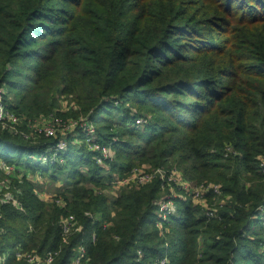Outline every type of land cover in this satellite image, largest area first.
I'll return each mask as SVG.
<instances>
[{"label":"trees","instance_id":"1","mask_svg":"<svg viewBox=\"0 0 264 264\" xmlns=\"http://www.w3.org/2000/svg\"><path fill=\"white\" fill-rule=\"evenodd\" d=\"M74 95L81 110L55 116L88 119L116 160L105 175L79 135L44 163L56 139L32 144L0 122L6 164L66 166L69 179L62 206L23 182V210L1 207L5 264H27L18 245L58 252L56 264H71L80 246L89 264H264V0H0V105L26 117L18 131ZM134 109L152 122L136 126ZM230 145L237 155H226ZM143 164L219 183L232 200L209 216L175 199L163 220L159 178L103 195L114 173ZM68 215L83 229L65 244L59 223Z\"/></svg>","mask_w":264,"mask_h":264},{"label":"rangeland","instance_id":"2","mask_svg":"<svg viewBox=\"0 0 264 264\" xmlns=\"http://www.w3.org/2000/svg\"><path fill=\"white\" fill-rule=\"evenodd\" d=\"M71 107H74L76 110L77 108L81 110L79 107H77L75 95L59 97L58 108L54 110L52 114L41 115L35 120H33L31 123H28L29 128L27 132H30L32 130L35 131V134H33L30 138L36 141L37 143L42 140L43 141L46 140L44 136L39 137V135L41 134L37 133L36 130L40 129V127L43 128L44 126L48 125L50 121L53 119L51 118V116H55V115L58 116L59 113L67 115L71 113V111L73 112L74 109ZM65 115L62 116V120L63 121L69 120L67 118H63ZM133 116L135 119V124H136V120L139 118H142L143 121H145V123L142 122V125L140 126L136 124V126H139V128H144L145 126L147 127V125H149L153 119L152 115H140L136 109L133 110ZM20 118H21V123H20V126H21L22 123L26 120V117L20 116ZM115 118H117L116 122H119L118 118H120V115L116 114ZM18 128L19 127H15L11 125L10 130L13 135L20 138L22 137L24 132H19ZM47 153L50 154V152H47ZM116 156L117 155L115 152V158L114 160H112V162L116 160ZM50 158H53V157L51 156ZM0 161L4 162L5 160L0 158ZM11 166H15L17 168V171L15 173L16 178L23 180L25 183L31 184V186L33 187L34 193L39 199L45 202H52L54 200L61 201L59 200L58 197L63 194L65 185L66 183L69 182V179L67 176L68 173H67V170H65L66 166L58 168L59 169L58 171L55 169L48 168V172L46 173L44 171L40 172L39 170L35 172L32 169L26 167L25 165L11 164ZM100 166L104 169L105 175L111 171V168L109 164L107 163L101 164ZM135 170H139L136 173L137 176H135L134 174V178L137 181L141 179V176L142 178H145L147 180L146 184H148V181L151 180V177L152 179L153 178L161 179V181L163 182V191L161 195L162 198L170 197L174 200L181 199L185 202H190L193 205V207L200 209L203 213L204 212L207 214H209V212L216 213L218 212V207H220L221 205L227 204L232 200L230 196L222 195V192H221L222 185L221 184L215 183V182H201L200 183V182L188 180L185 178L183 173L179 169H177V167L174 165L170 167H161V168L154 169L152 165L150 164H143V165L138 166ZM130 174L122 178L119 173H114L112 181L110 183L105 182L107 187L102 189L103 195H105L108 198L118 197L124 188H126L127 186H131L130 184H133V181L131 180L132 174L131 175ZM167 175L170 176L169 177L170 180L173 179V181H170L169 184L167 182L168 181ZM51 176H54V177H51ZM5 178L6 177L4 173L0 171V180H4ZM14 180L15 182H18V180L16 179ZM249 186L250 185L248 184L247 187ZM215 189H218V193H215ZM21 190L23 191L22 187H21ZM210 194L211 195L214 194L213 195L214 197H208ZM167 210L177 211V204L169 203L167 205ZM160 212L158 214L161 215L162 213ZM164 220H167V219L164 218ZM161 228L163 229V226ZM164 233L166 234L167 230L166 232L164 231ZM2 234L4 235V233ZM5 253L7 256L12 253L10 247L6 248Z\"/></svg>","mask_w":264,"mask_h":264},{"label":"built area","instance_id":"3","mask_svg":"<svg viewBox=\"0 0 264 264\" xmlns=\"http://www.w3.org/2000/svg\"><path fill=\"white\" fill-rule=\"evenodd\" d=\"M74 108V107H71ZM53 118L50 123L43 128L40 127V129L36 130L37 133L41 134L40 136H44L45 138L50 139H56L57 144L55 147H51L47 152L46 155L40 156L39 160L47 163L52 159L55 161L56 159H60V156L66 151L67 149V142L70 137L77 138L79 135L83 136V140L75 139L74 142L78 144L85 145L87 148H89L91 151L96 152V160L98 164H104L107 163V161H112L115 158V151L113 150V144L110 142L108 144L102 143L97 141L96 137V127L93 123H91L88 119L80 118L79 120H66L63 121L61 118H57L55 116H51ZM0 122L4 124H8L11 129V125L18 127L21 123V118L17 116L14 113L6 112L2 105H0ZM143 121L142 118H139L136 120L137 125H142ZM8 126V127H9ZM11 131V130H10ZM17 133V132H16ZM35 134V131L32 130L30 132H24L22 137L25 139V141L30 142L32 144H37L36 141L32 140L30 137ZM226 155H237V152L234 151L233 147L227 146L226 147ZM53 158H50V157ZM31 158L34 160L36 157L31 156ZM264 159H262V172L264 174ZM62 162V161H61ZM136 169V168H135ZM133 170L132 171V177L131 180L133 181V184H130L132 186H144L146 184V179L142 178L138 181L134 178L137 176V172L139 170ZM0 171L4 173L5 179L0 180V218L1 215V207L11 205L12 207L16 208L17 210L22 211L23 205L20 200L22 196V190L21 185L24 181L16 178L15 173L17 171V168L15 166H11L6 164L5 162L0 161ZM130 174V175H131ZM162 175V174H160ZM168 177V184L170 181H173L169 179ZM162 178V177H161ZM18 180V182H15V180ZM155 178L148 181V184L151 183ZM160 179V178H159ZM161 180V179H160ZM19 186H18V184ZM215 193H218V189H215ZM174 199L170 197L162 198L159 201V212L162 213L160 216L164 220V218L168 219V216L172 213H175L176 211H169L167 210V205L169 203H174ZM59 206L63 205L62 201L58 202ZM215 213L209 212V216H213ZM86 216L92 217L91 214L87 213ZM61 227V236H62V242L65 244L69 243V239L74 235L78 234L82 231V226L77 220V218L74 215H68L66 217H63L59 223ZM162 225L159 226L160 229ZM2 233H4V230L0 228V237L2 236ZM95 235H93V239L95 240ZM86 250L83 246L77 247L74 249V258L72 261V264H89V261L87 259ZM58 252H49L45 256L39 255L36 251H26L21 246H17L15 249V256L17 261H24L27 264H56V258H57ZM143 254L140 252L139 257H142ZM7 261V255L3 251L2 246L0 244V264H5ZM155 264H169L168 259H163L159 262H156Z\"/></svg>","mask_w":264,"mask_h":264}]
</instances>
